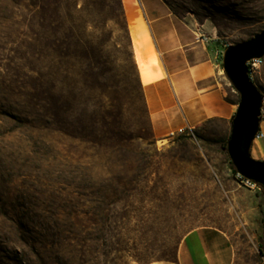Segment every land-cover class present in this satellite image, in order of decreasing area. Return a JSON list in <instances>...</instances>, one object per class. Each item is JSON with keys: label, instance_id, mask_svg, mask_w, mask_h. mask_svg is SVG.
<instances>
[{"label": "rangeland", "instance_id": "1", "mask_svg": "<svg viewBox=\"0 0 264 264\" xmlns=\"http://www.w3.org/2000/svg\"><path fill=\"white\" fill-rule=\"evenodd\" d=\"M162 1L221 45L264 29V0ZM140 10L0 0V264H172L199 227L226 234L234 264H264V191L234 178L231 123L152 134L128 27ZM250 81L264 103V57Z\"/></svg>", "mask_w": 264, "mask_h": 264}, {"label": "crops", "instance_id": "2", "mask_svg": "<svg viewBox=\"0 0 264 264\" xmlns=\"http://www.w3.org/2000/svg\"><path fill=\"white\" fill-rule=\"evenodd\" d=\"M138 2L144 17L140 25L150 38L161 67L143 80L141 88L154 138L164 139L170 133L213 121L230 124L236 101L223 83L221 42L207 32L204 33L210 36L208 43L196 41L195 32L202 28L188 18L176 17L162 0H149L147 6L143 0ZM257 143V159L263 161L264 139ZM234 261V247L224 232L199 227L182 236L172 264Z\"/></svg>", "mask_w": 264, "mask_h": 264}, {"label": "water", "instance_id": "3", "mask_svg": "<svg viewBox=\"0 0 264 264\" xmlns=\"http://www.w3.org/2000/svg\"><path fill=\"white\" fill-rule=\"evenodd\" d=\"M263 57L264 29L244 42L227 46L223 52L222 71L239 97L226 144L227 155L237 174L258 184L264 191V161L251 157L264 103L246 67L249 61Z\"/></svg>", "mask_w": 264, "mask_h": 264}, {"label": "bare ground", "instance_id": "4", "mask_svg": "<svg viewBox=\"0 0 264 264\" xmlns=\"http://www.w3.org/2000/svg\"><path fill=\"white\" fill-rule=\"evenodd\" d=\"M128 27L130 32V40L132 45L134 61L138 71L142 75V80H145L150 77L151 75L150 71L152 67H155L158 72L161 70V67L158 62L152 42L148 37V35L142 29L140 23L137 24L129 23ZM163 142L164 141H160L159 143H163ZM256 142L257 141L253 143L251 148L252 158L260 157L259 147L256 146L257 144Z\"/></svg>", "mask_w": 264, "mask_h": 264}, {"label": "built area", "instance_id": "5", "mask_svg": "<svg viewBox=\"0 0 264 264\" xmlns=\"http://www.w3.org/2000/svg\"><path fill=\"white\" fill-rule=\"evenodd\" d=\"M194 37H195L196 41H201L204 43H208L210 41V36L208 34L204 33V31L200 28H198L196 30ZM226 47H227V45H222L223 50ZM261 65H262V59H254V60L249 61L246 64L247 74H248V77L250 80H252V78L257 75V72H258L259 68L261 67ZM173 135H174V133H170L166 138L173 137ZM263 139H264V133L262 132V130L260 128V130H259L258 134L256 135L253 143L255 141H261ZM234 178L239 184H241L246 190H248L251 193L263 192L261 186H259L258 184L254 183L252 181L244 179L243 177H241L237 173L234 174Z\"/></svg>", "mask_w": 264, "mask_h": 264}, {"label": "trees", "instance_id": "6", "mask_svg": "<svg viewBox=\"0 0 264 264\" xmlns=\"http://www.w3.org/2000/svg\"><path fill=\"white\" fill-rule=\"evenodd\" d=\"M27 1H28V2H31V0H27ZM26 28H27L28 31H29V26H26ZM29 32H30V31H29ZM40 59H41L42 63L44 62V64H45V62H46V60H47V54H46V48H45L44 46H42V48H41ZM230 166H231V171H232V173L235 174L236 172H235L233 166L231 165V163H230Z\"/></svg>", "mask_w": 264, "mask_h": 264}]
</instances>
